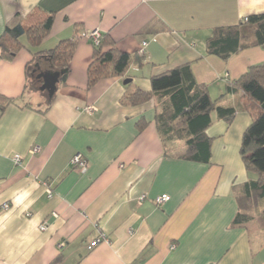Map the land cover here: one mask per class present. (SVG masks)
Wrapping results in <instances>:
<instances>
[{"label":"crops","instance_id":"0c3cea01","mask_svg":"<svg viewBox=\"0 0 264 264\" xmlns=\"http://www.w3.org/2000/svg\"><path fill=\"white\" fill-rule=\"evenodd\" d=\"M50 13L53 26L40 45L22 37L13 59L0 54V264L58 258L60 264H264V228L251 234L234 225L238 193L256 179L240 155L254 113L228 89L229 81L264 63V48L227 61L207 53L214 29L264 15V0H0V39L15 19ZM94 31L122 52L143 51V65L89 88L94 46L78 36ZM69 40L77 41L69 71L45 111L50 97L43 85H28L55 71L37 54ZM187 65L215 105L206 130L213 139L210 164L185 160L179 141L165 146L154 101L121 102L134 90L151 92L153 77ZM217 107L235 109L232 123L218 117ZM25 114L32 119L22 142L6 149L10 127ZM77 154L87 160L86 172L71 168ZM165 195L169 200L158 204ZM103 233L107 241L89 251ZM30 235L37 236L32 245L4 244Z\"/></svg>","mask_w":264,"mask_h":264},{"label":"trees","instance_id":"16d2710c","mask_svg":"<svg viewBox=\"0 0 264 264\" xmlns=\"http://www.w3.org/2000/svg\"><path fill=\"white\" fill-rule=\"evenodd\" d=\"M54 22L53 13L34 14L28 21L15 19L9 23L0 39L1 57L13 59L22 48L21 38L26 37L33 47L40 45L49 34ZM77 41H63L51 51L38 53L37 57L48 59L53 71L61 74L65 81L73 59ZM93 45V44H92ZM94 46L93 60L88 70V87L92 88L103 79L120 77L127 73L133 63L143 65L144 55H131L120 51L116 44L101 35L99 45ZM251 48H264V15L243 19L238 25L213 30L207 41V53L229 60L233 55ZM30 68V67H29ZM32 75V68L29 70ZM36 78L30 79L28 88L33 90ZM228 89L241 94L244 110L254 113V119L244 132L240 155L246 171L256 176L244 185L238 193L241 213L234 221L235 226L245 227L251 234L264 228V63L251 66L238 80L229 81ZM151 92L134 90L126 93L123 105L138 106L154 101L156 122L165 146L183 141L185 160L210 164L213 139L206 136L212 126V111L215 109L208 87L196 82L189 65L155 76L151 79ZM53 97L46 103V110ZM220 119L232 123L236 111L233 108L217 107ZM144 124H139L143 129ZM58 258L53 264H60Z\"/></svg>","mask_w":264,"mask_h":264},{"label":"built area","instance_id":"2783aa9c","mask_svg":"<svg viewBox=\"0 0 264 264\" xmlns=\"http://www.w3.org/2000/svg\"><path fill=\"white\" fill-rule=\"evenodd\" d=\"M101 37V34L98 31H94V32H90V33H81L79 34L78 38H82L85 40L90 41L93 45L97 46L99 45V39ZM148 43H144L143 47L147 46ZM140 54H143V51L140 52ZM33 152H38V148H35L33 150ZM22 157L20 155H17L14 157V162L16 164H19L21 162ZM71 168L72 169H78L82 172H86L87 168H88V162L87 160L80 154H77L73 157V159L71 160ZM48 195L49 197L52 196V192L51 190H48ZM144 199V197L141 198V201ZM169 200V197L167 195L159 197L156 202L158 204H162L166 201ZM5 210L9 209V205H4L3 206ZM47 229V226L45 224H43L42 226H40V230L41 231H45ZM107 241V237L106 235L100 234L99 238L94 240L89 246H88V250L91 251L93 250L95 247H97L100 243Z\"/></svg>","mask_w":264,"mask_h":264},{"label":"clouds","instance_id":"9594fccd","mask_svg":"<svg viewBox=\"0 0 264 264\" xmlns=\"http://www.w3.org/2000/svg\"><path fill=\"white\" fill-rule=\"evenodd\" d=\"M31 119H32L31 114H25L18 121H16L13 126L10 127L9 135L6 136L5 138V148L6 149L12 148L14 146H18L22 142L23 136L26 133L27 126L29 122L31 121ZM22 194L30 195V193L27 192V190H25V193H22ZM24 231L27 232L28 229H25ZM16 239H19L24 245H32L37 241V236L30 235L27 237H24V236L9 237L4 240L5 246L7 247L11 245ZM20 247L21 245L17 244V249H19ZM9 251L13 252L14 250L10 248ZM11 264H22V262L19 260L13 259L11 261Z\"/></svg>","mask_w":264,"mask_h":264},{"label":"water","instance_id":"95a60500","mask_svg":"<svg viewBox=\"0 0 264 264\" xmlns=\"http://www.w3.org/2000/svg\"><path fill=\"white\" fill-rule=\"evenodd\" d=\"M43 77V86L41 87V91H46L49 95V97H53L55 94L57 84L60 80L61 74L58 72H55V74H50V75H41ZM131 81L128 80L125 82V84H129Z\"/></svg>","mask_w":264,"mask_h":264},{"label":"rangeland","instance_id":"374dc122","mask_svg":"<svg viewBox=\"0 0 264 264\" xmlns=\"http://www.w3.org/2000/svg\"><path fill=\"white\" fill-rule=\"evenodd\" d=\"M32 83V82H31ZM31 86L32 87H35L34 89H38L33 83L31 84ZM30 89V88H29ZM40 94V93H39ZM46 95V94H45ZM180 143H182L184 146H185V144H184V142L183 141H179ZM241 193H242V191H241ZM241 193H239V194H241ZM262 210H264V207L262 206V207H260V211L262 212Z\"/></svg>","mask_w":264,"mask_h":264},{"label":"flooded vegetation","instance_id":"af4514ba","mask_svg":"<svg viewBox=\"0 0 264 264\" xmlns=\"http://www.w3.org/2000/svg\"><path fill=\"white\" fill-rule=\"evenodd\" d=\"M37 78H39V77H36V84H37V85H40V87H41V86L43 85V82H44L43 80H44V79H42L43 77H42L41 75H40V78H41L42 80H41V79H40V80H39V79L37 80Z\"/></svg>","mask_w":264,"mask_h":264}]
</instances>
